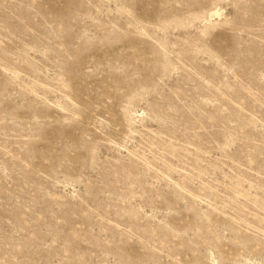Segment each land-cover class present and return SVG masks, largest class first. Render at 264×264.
I'll return each instance as SVG.
<instances>
[{"label": "rangeland", "instance_id": "1", "mask_svg": "<svg viewBox=\"0 0 264 264\" xmlns=\"http://www.w3.org/2000/svg\"><path fill=\"white\" fill-rule=\"evenodd\" d=\"M0 264H264V0H0Z\"/></svg>", "mask_w": 264, "mask_h": 264}]
</instances>
